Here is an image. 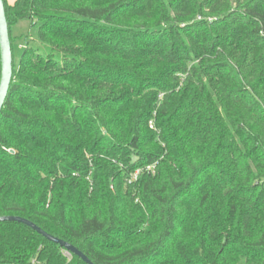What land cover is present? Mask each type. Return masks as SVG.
<instances>
[{
    "label": "trees",
    "instance_id": "1",
    "mask_svg": "<svg viewBox=\"0 0 264 264\" xmlns=\"http://www.w3.org/2000/svg\"><path fill=\"white\" fill-rule=\"evenodd\" d=\"M4 2L0 216L94 264H264V0ZM33 259L86 264L0 222Z\"/></svg>",
    "mask_w": 264,
    "mask_h": 264
},
{
    "label": "water",
    "instance_id": "2",
    "mask_svg": "<svg viewBox=\"0 0 264 264\" xmlns=\"http://www.w3.org/2000/svg\"><path fill=\"white\" fill-rule=\"evenodd\" d=\"M0 112L7 98L10 84L13 77V52L10 39L9 23L6 16L5 2L0 0ZM12 221L25 224L35 230L38 234L44 236L47 240L58 244L61 248L69 250L71 253L80 257L86 264H94L85 254L75 246L47 233L32 221L20 216H0V222Z\"/></svg>",
    "mask_w": 264,
    "mask_h": 264
},
{
    "label": "built area",
    "instance_id": "3",
    "mask_svg": "<svg viewBox=\"0 0 264 264\" xmlns=\"http://www.w3.org/2000/svg\"><path fill=\"white\" fill-rule=\"evenodd\" d=\"M150 127L153 129L155 128V124H154V121L151 120L150 121ZM157 166V163H154L152 165H149L148 167H146L143 171H146V172H152L154 173L155 172V168ZM141 173L140 170L136 171L130 178V182L133 181V180H137L139 174ZM63 255L67 258V259H71L72 258V253L69 251V250H66V249H63ZM31 264H41L38 260L36 259H33L31 261Z\"/></svg>",
    "mask_w": 264,
    "mask_h": 264
},
{
    "label": "rangeland",
    "instance_id": "4",
    "mask_svg": "<svg viewBox=\"0 0 264 264\" xmlns=\"http://www.w3.org/2000/svg\"><path fill=\"white\" fill-rule=\"evenodd\" d=\"M22 28H25V27L23 26ZM27 29L29 30L28 26H27ZM19 32H20V29H19V31H17V33H19ZM33 35H34V38L36 39V36H37V31L36 30H33ZM31 45L36 46V47L38 46L37 43H35V42H32ZM22 47H23L22 45L16 44V50H15L16 55L21 52ZM140 171H142V170H140Z\"/></svg>",
    "mask_w": 264,
    "mask_h": 264
},
{
    "label": "crops",
    "instance_id": "5",
    "mask_svg": "<svg viewBox=\"0 0 264 264\" xmlns=\"http://www.w3.org/2000/svg\"><path fill=\"white\" fill-rule=\"evenodd\" d=\"M15 0H8L9 4H13Z\"/></svg>",
    "mask_w": 264,
    "mask_h": 264
}]
</instances>
